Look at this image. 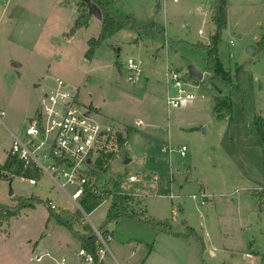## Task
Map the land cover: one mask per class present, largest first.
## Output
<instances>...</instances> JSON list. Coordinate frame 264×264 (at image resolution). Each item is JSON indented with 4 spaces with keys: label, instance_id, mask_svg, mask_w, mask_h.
Segmentation results:
<instances>
[{
    "label": "rangeland",
    "instance_id": "obj_1",
    "mask_svg": "<svg viewBox=\"0 0 264 264\" xmlns=\"http://www.w3.org/2000/svg\"><path fill=\"white\" fill-rule=\"evenodd\" d=\"M214 1H114L117 14L163 32L140 35L127 26L87 59L88 41L100 34L101 21L92 17L88 29L64 37L81 0H0V110L6 112L0 168L12 147L10 130L24 134L58 80L79 90L83 111L93 106V117L125 130L126 142L110 169L97 174L98 187L113 190L116 184L130 197L133 213L159 226L132 218L110 223L111 239L100 241L103 264H264L263 153L247 127L248 119L264 118V0H229L219 54L232 77L241 67L245 98L232 99V114L225 119L214 112L215 98L229 99L230 91L210 78L204 51L216 31ZM129 59L142 68L136 84L127 80ZM189 66L204 73L203 80H190L197 98L171 108L168 97L176 90L169 74L186 76ZM182 146L188 148L185 157ZM132 175L137 182H129ZM32 196L53 201L60 211L80 210L48 175L35 186L23 176L0 180V204L16 207L15 199ZM110 206V200L104 202L75 229L86 235L91 227L97 234ZM24 210L2 227L0 264H90L78 253L81 241L54 218L46 230L50 214L44 204Z\"/></svg>",
    "mask_w": 264,
    "mask_h": 264
},
{
    "label": "built area",
    "instance_id": "obj_2",
    "mask_svg": "<svg viewBox=\"0 0 264 264\" xmlns=\"http://www.w3.org/2000/svg\"><path fill=\"white\" fill-rule=\"evenodd\" d=\"M199 34L204 32L200 30ZM127 69V80L138 83L142 75L139 63L129 59ZM169 80L176 90L175 95L168 97L171 108H182L197 98L191 90L194 85L186 76L172 72ZM79 97V90H71L66 82L58 80L57 88L44 96L41 109L24 134L17 136L10 131L13 143L9 155L17 159L24 172L48 175L71 201L81 207L79 201L83 195H101L108 189V185L98 187L97 174L111 165L122 148L120 136L125 137V130L93 117L92 107L83 111ZM4 116L5 112L1 111V125H4ZM179 151L185 157L188 148L182 146ZM137 180L134 175L129 177L130 183ZM28 181L33 186L38 184L37 178H28ZM51 206L58 210L52 202ZM97 235L106 244L99 232ZM85 256L87 262H94L91 256Z\"/></svg>",
    "mask_w": 264,
    "mask_h": 264
},
{
    "label": "trees",
    "instance_id": "obj_3",
    "mask_svg": "<svg viewBox=\"0 0 264 264\" xmlns=\"http://www.w3.org/2000/svg\"><path fill=\"white\" fill-rule=\"evenodd\" d=\"M114 1L119 0H92L102 12L101 20V32L97 38H92L88 41V51L86 53L87 59H92L97 50L120 30L127 26H133L140 35H153L155 31H162L161 27L155 25H149L147 27H141L138 25L134 16H125L117 14L112 10L111 4ZM78 6V17L75 20L73 27L69 32L64 34L66 38L74 37L77 32L86 27L93 15L89 13L88 7L86 8L85 0H81ZM84 6H83V5ZM212 21L216 26L215 34L211 37L210 43L204 47L205 59H206V71L210 75L211 79L216 80L220 85L229 89V99L225 96H219L215 98L214 112L217 114L218 119H225L227 116L232 114V99L243 103L245 93L241 84L242 69L239 67L235 77H232L231 73L225 68L223 61L219 54V43L221 40V33L227 28L228 25V11H229V0H215L211 6ZM163 32V31H162ZM187 80H193L194 78L187 74ZM230 101V102H229ZM247 127L249 136L252 139V143L259 146L263 153V164H264V118L262 116H255L253 119H248ZM130 128H127L126 135L131 134ZM126 138L120 136V145L124 146ZM110 165L108 167V170ZM107 170V169H106ZM23 176L27 178H41L42 174L39 172L29 173L24 172L22 165L8 154L5 164L0 168V180L5 176ZM114 189H106L104 194H92L87 193L82 196L79 201L80 206L87 214H91L97 208H99L104 202L111 200L112 205L107 213L106 220L98 227L99 233L107 241L109 238V225L112 222L118 221L123 218H132L139 221H144L152 226H159L150 220L141 219L140 215L131 211L130 197L128 195L119 193L114 184ZM18 202L16 207L0 204V227L4 224H8L12 218L21 215L22 211L26 208H35L38 204H44L49 211L50 218H54L57 223L65 227L71 234L81 241L82 250L85 251L86 255L93 258L94 262L101 263V252L103 251L102 244L99 240L98 235L89 227V233L82 235L75 229L76 225H81L85 221V215L77 210L76 212L70 211H58L51 206V201L46 202L40 200L38 197H20L15 199ZM264 209V202H262ZM159 230L169 235L181 236L170 229L160 228ZM204 245V243L202 242Z\"/></svg>",
    "mask_w": 264,
    "mask_h": 264
},
{
    "label": "crops",
    "instance_id": "obj_4",
    "mask_svg": "<svg viewBox=\"0 0 264 264\" xmlns=\"http://www.w3.org/2000/svg\"><path fill=\"white\" fill-rule=\"evenodd\" d=\"M123 0H119V1H116V2H122ZM58 5H60V6H63L62 4H61V2L58 4ZM74 6V5H73ZM66 8H69V7H71V6H65ZM75 7V9H76V18L78 17V7L76 8V6H74ZM210 12L212 13V11H211V6H210ZM117 13V12H116ZM120 14V13H119ZM97 19V18H96ZM211 19H212V16H211ZM76 20V19H75ZM93 20L94 19H92L91 21H90V23L86 26V27H84V28H82V29H80L78 32H77V34L74 36V37H76L77 35H78V33L80 32V31H82V30H84V29H88L91 25H92V23H93ZM98 20V19H97ZM100 21V20H99ZM74 37H72V38H74ZM232 44V43H231ZM13 66H15V65H13ZM168 81L170 82V80H169V77H168ZM92 108H93V106H91ZM2 112H5V111H3L2 110ZM0 113H1V110H0ZM34 114V113H33ZM5 116H6V112H5ZM4 116V117H5ZM30 118L32 119L33 117H32V115L30 116ZM100 119V118H99ZM101 121H103L102 119H100ZM141 122V121H140ZM4 125H5V123H4ZM142 126H144V124H142ZM127 130V129H126ZM11 131V130H10ZM12 132V131H11ZM12 133H14V132H12ZM15 134V133H14ZM127 164V163H126ZM110 169V168H109ZM133 196V195H132ZM56 207H57V205L53 202V201H51ZM107 202V201H106ZM110 202H111V205H112V201L110 200ZM76 204V203H75ZM4 205V204H3ZM11 205V204H10ZM10 205H8V206H10ZM111 207V206H110ZM27 209H30V208H26V210ZM57 209H58V211H60V209H59V207H57ZM143 209V208H142ZM61 210H65V211H70V212H75V209H62L61 208ZM24 211L25 210H23V212L21 213V215L20 216H22V214L24 213ZM89 215V217H90V214H88ZM20 216H18V217H20ZM18 217H15V218H12L11 219V221L8 223V224H4L3 226L5 227V226H9L10 224H11V222L13 221V219H17ZM50 221H51V218H49V220L47 221V224H46V230H48L49 229V224H50ZM3 226H1L0 227V235H1V232L3 231V229H2V227ZM8 230L6 229L5 230V232H7ZM78 240V239H77ZM79 241V240H78ZM79 243H80V241H79ZM40 248V245L39 244H36V246H35V249H39ZM122 252V251H121ZM79 253V255H80V257L83 255H85V251H83L82 250V248H81V243H80V251L78 252ZM104 253H102V255H101V258H103L104 257V255H103ZM42 256H40V257H38V260L40 261L42 258H41ZM122 258H123V260L125 261V262H127V258L126 257H124V256H121ZM88 263H90V262H88ZM91 263H93V262H91ZM90 263V264H91ZM61 264H65V261H63Z\"/></svg>",
    "mask_w": 264,
    "mask_h": 264
},
{
    "label": "water",
    "instance_id": "obj_5",
    "mask_svg": "<svg viewBox=\"0 0 264 264\" xmlns=\"http://www.w3.org/2000/svg\"><path fill=\"white\" fill-rule=\"evenodd\" d=\"M86 5L88 7L89 13L93 15V17L97 18L98 20H102V12L100 8L92 2V0H85ZM249 51H252V48L249 49ZM15 67H20V64L15 63ZM188 74L191 75L195 79L203 80L204 79V73L199 72L195 66H189L188 67ZM207 131V129H205ZM127 164L130 163V160L126 161ZM10 195H13V191L11 190ZM80 211L85 215L86 219L89 220V215L83 210V208L79 207ZM97 231V229H95Z\"/></svg>",
    "mask_w": 264,
    "mask_h": 264
}]
</instances>
